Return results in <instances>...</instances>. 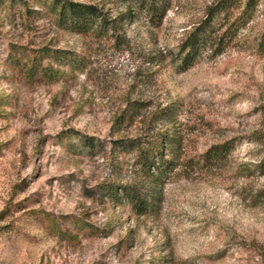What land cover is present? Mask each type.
Wrapping results in <instances>:
<instances>
[{
	"label": "rangeland",
	"instance_id": "1",
	"mask_svg": "<svg viewBox=\"0 0 264 264\" xmlns=\"http://www.w3.org/2000/svg\"><path fill=\"white\" fill-rule=\"evenodd\" d=\"M68 1L101 9L108 33L71 34L27 13L44 11L34 0H0V264H259L264 0L243 25L246 0L218 14L219 33L240 26L183 73L175 62L185 42L220 0H162L159 26L140 0ZM45 47L77 53L83 71L45 59L61 80H31L23 53L39 57ZM169 106L173 121L159 120ZM162 132L179 146L175 156L165 150L176 164L155 194L128 147L145 148ZM87 138L98 146H84ZM226 143L227 154L207 161ZM113 185L117 200L105 191ZM123 188L158 199L137 215Z\"/></svg>",
	"mask_w": 264,
	"mask_h": 264
},
{
	"label": "trees",
	"instance_id": "2",
	"mask_svg": "<svg viewBox=\"0 0 264 264\" xmlns=\"http://www.w3.org/2000/svg\"><path fill=\"white\" fill-rule=\"evenodd\" d=\"M12 2L23 0H10ZM162 0H140V9L149 16V19L155 26H159L166 16L168 8L161 7ZM239 0H220L212 7L208 9L207 17L202 21L195 30L190 34L187 41L184 44V51L186 54L182 57H178L175 66L178 73H183L190 69L198 59L201 51L207 46L216 45V52L219 53L222 46L228 44L234 34L233 29L240 26L235 21L231 23L230 27L222 33H219L221 29L214 27V18L221 12L226 11L233 4ZM259 0H246L244 5V12L241 15V24L248 22L251 17L252 11L258 4ZM34 3L40 6L44 11H33L28 9L27 13H33L35 15L46 14L52 21V23L59 29L75 35H92V36H104L111 28L110 21L107 19L103 11L95 6L85 5L70 2L68 0H34ZM236 25V26H235ZM233 32V33H232ZM40 56L35 55L28 57L24 52L22 58L25 62H29L28 76L31 80H43L48 82H58L62 78V73L58 70H52L42 65V61L47 59L51 60L53 64L57 66H65L71 72L83 71L85 67L84 59L75 52L66 50H54L48 47L42 48L39 51ZM17 60V59H15ZM134 111V110H132ZM175 109L167 107L160 111L159 120H163L167 123H171L174 118ZM131 115L128 116V120ZM263 136V135H262ZM261 136V137H262ZM87 148L94 149L98 146V142H95L92 138H87L83 143ZM115 145H119L126 150L127 142L119 140L114 142ZM179 143L177 139L170 136L168 132H162L158 134L155 141L147 143L145 148L134 144V146L128 147L129 150L136 153L134 159L135 164L140 166L142 175L146 178V181L153 185V192L158 191V187L161 186L164 178L172 171L176 164V158H165V150L169 152L174 151V156ZM118 147V146H117ZM175 148V149H174ZM230 149L229 143L212 147L209 152L206 153L207 161L219 160L220 157L228 153ZM264 164V162H263ZM260 167V166H259ZM152 170H156V173H152ZM105 191L110 194L111 199H118L117 187L113 185L108 186ZM153 193L135 189V188H123L121 196L127 200L131 207V210L137 215H145L150 211V208L154 206V202L158 197ZM84 226H80V229H84ZM87 235L93 236L95 232L88 231ZM98 233V232H97ZM86 234V233H85ZM57 235H62V238H72L68 233H62L57 231ZM259 264H264V250L260 253Z\"/></svg>",
	"mask_w": 264,
	"mask_h": 264
}]
</instances>
